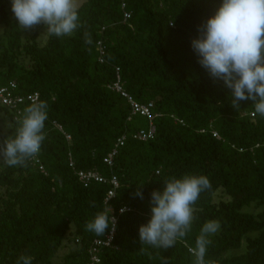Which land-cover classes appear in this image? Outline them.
<instances>
[{
  "label": "trees",
  "instance_id": "trees-1",
  "mask_svg": "<svg viewBox=\"0 0 264 264\" xmlns=\"http://www.w3.org/2000/svg\"><path fill=\"white\" fill-rule=\"evenodd\" d=\"M218 4L85 0L78 27L55 37L42 24L21 30L10 0H0V86L15 81L14 93L25 99L16 118L0 107L9 120L7 129L0 127V144L33 104L28 95L37 93L47 111L37 153L46 174L34 157L17 166L0 161V264H18L21 256L32 264H193L188 249L209 221L219 227L208 236L205 264H264V117L250 101L234 109L228 89L209 78L190 46ZM116 68L122 90L138 103L152 102L157 116L154 137L129 136L108 166L104 159L118 138L148 127V119L133 115L127 98L109 88ZM91 170L106 182L84 186L75 171ZM185 175L209 181L191 205L185 236L167 249L139 243L150 193ZM106 202L115 229L97 236L85 225ZM110 233L108 245L95 244Z\"/></svg>",
  "mask_w": 264,
  "mask_h": 264
},
{
  "label": "clouds",
  "instance_id": "clouds-1",
  "mask_svg": "<svg viewBox=\"0 0 264 264\" xmlns=\"http://www.w3.org/2000/svg\"><path fill=\"white\" fill-rule=\"evenodd\" d=\"M77 9V0H10V11L21 30L42 24L55 37L70 35L78 27ZM196 32L190 46L197 63L210 79L222 82L228 89L231 106L235 109L241 101H250L254 112L264 117V0H219ZM46 119L44 102L27 106L15 134L0 144V161L17 166L34 157L44 139ZM208 187L206 176L185 175L165 181L160 191L153 190L149 197L150 216L137 228L139 243L161 249L173 247L190 228L191 205ZM134 195L143 198L139 190ZM107 205L85 225L97 236L115 229V218ZM125 210L121 207L119 212ZM218 227L213 221L202 225L195 247L188 249L194 257L193 264H205L208 236ZM18 264H32V258L21 256Z\"/></svg>",
  "mask_w": 264,
  "mask_h": 264
},
{
  "label": "built area",
  "instance_id": "built-area-1",
  "mask_svg": "<svg viewBox=\"0 0 264 264\" xmlns=\"http://www.w3.org/2000/svg\"><path fill=\"white\" fill-rule=\"evenodd\" d=\"M122 10L124 11L123 19L124 21H127L130 18V14L125 11L124 4L122 5ZM97 50L99 51L100 56L103 55V50H102L100 43H98L97 45ZM102 61L103 59L102 57H100L99 62L102 63ZM116 76H117L116 82L112 86H109V88L116 92H119L123 97L127 98L131 113L133 115L139 114L140 116L147 118L148 127L139 129L134 133L123 134L120 138H118L116 141L115 147L110 152V154H108V156L104 159V162L108 166L112 165L113 157L116 155L118 148L124 146L129 136H131L132 139L134 140H140V141H147L154 137L155 126L153 124V120L157 116V114L154 113V105L152 102H149L146 104L138 103L135 100H133L130 96H128V94L125 91L122 90V87L120 84V77H119V68H116ZM16 87H17V84L15 81H10L7 86H0V107L6 108V110L14 113L15 118L20 115V112H21L20 106L25 101L24 97L19 96L14 93ZM27 100L33 104L37 103L38 94L34 93L32 95H28ZM251 116H253V114H251ZM213 136L217 139H220V136L216 132H213ZM67 138L69 139V137ZM33 164L38 165V169L40 170V172L46 174L44 171V167L39 164V160L37 159V154L34 156ZM70 165H72V163H70ZM75 174L78 177L79 181L84 184V186L89 185L91 181H94L97 183L106 182V180L96 170L75 171ZM109 183L112 185L113 189L118 187V181L116 177L114 176L110 178ZM113 195H114V190H111L108 192V198L112 197ZM115 222H116V219H115ZM111 239H112V233H110L106 241L97 240L95 241V244L96 245H100V244L108 245ZM93 251H95V249Z\"/></svg>",
  "mask_w": 264,
  "mask_h": 264
},
{
  "label": "rangeland",
  "instance_id": "rangeland-1",
  "mask_svg": "<svg viewBox=\"0 0 264 264\" xmlns=\"http://www.w3.org/2000/svg\"><path fill=\"white\" fill-rule=\"evenodd\" d=\"M85 0H77L78 3V7L82 4V2ZM9 126V120L7 119V117H3V114L0 113V127L3 128V130L7 129V127ZM66 250H63V252H65Z\"/></svg>",
  "mask_w": 264,
  "mask_h": 264
}]
</instances>
